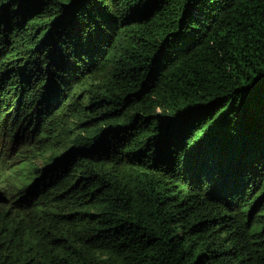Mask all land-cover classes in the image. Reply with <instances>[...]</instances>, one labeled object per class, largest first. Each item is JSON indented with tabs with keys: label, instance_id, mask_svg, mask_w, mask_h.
<instances>
[{
	"label": "trees",
	"instance_id": "obj_1",
	"mask_svg": "<svg viewBox=\"0 0 264 264\" xmlns=\"http://www.w3.org/2000/svg\"><path fill=\"white\" fill-rule=\"evenodd\" d=\"M0 264H264V0H0Z\"/></svg>",
	"mask_w": 264,
	"mask_h": 264
}]
</instances>
